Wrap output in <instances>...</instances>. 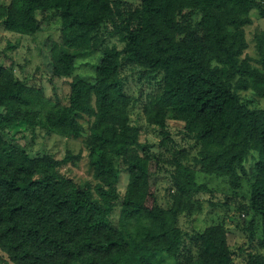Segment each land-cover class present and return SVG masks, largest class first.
<instances>
[{
    "label": "trees",
    "instance_id": "1",
    "mask_svg": "<svg viewBox=\"0 0 264 264\" xmlns=\"http://www.w3.org/2000/svg\"><path fill=\"white\" fill-rule=\"evenodd\" d=\"M137 3L127 9L123 0L0 1V28L6 32L32 36L45 14L59 19L51 74L71 78L67 105L22 80L0 87V252L12 264H164L162 255L175 258L172 264H236L235 256L243 252L228 245L222 221L191 235L181 230L179 217L200 212L197 196L211 189L177 158L169 175L170 202L166 207L157 203L158 159L131 123L135 102L120 76L126 63L161 76L159 92L143 107L147 124L161 136L159 146L176 154L167 122H182L197 148L198 171L225 178L233 197L245 199L235 209L258 219L260 236L253 218L247 248L264 250V109L249 107L239 95L251 91L264 99V30L254 35L257 57L245 54V27L253 11L264 19V0ZM105 25L121 49L102 47L97 32ZM97 51L93 76L73 75L77 61ZM18 127L82 137V146L62 159L31 154L6 137L7 130ZM81 160L89 180L77 182L62 172ZM122 171L128 179L120 196ZM243 180L248 181L247 199L237 196ZM226 206L227 201L221 205ZM245 264H264V255L249 251Z\"/></svg>",
    "mask_w": 264,
    "mask_h": 264
},
{
    "label": "rangeland",
    "instance_id": "2",
    "mask_svg": "<svg viewBox=\"0 0 264 264\" xmlns=\"http://www.w3.org/2000/svg\"><path fill=\"white\" fill-rule=\"evenodd\" d=\"M0 1L7 2L8 0ZM123 2L126 3L127 7L125 8L127 9H134L138 4L137 0H123ZM45 15L47 19L41 23L38 31L32 36L6 32L0 28V64L2 65L0 68V87H12L14 80H22L27 85L40 88L44 97L50 98L60 105H67L71 78H55L51 74V48L54 43H60V21L55 16L49 17L50 13ZM251 20L252 23L245 27L248 43L245 54L251 58H256L254 35L264 30V19H260L257 12L253 11ZM97 33L104 39L102 47L116 46L117 49L122 48V43L118 41L117 36L110 33L109 25H105V28L100 29ZM8 45H14L15 48L8 49ZM98 54L99 51L78 60L73 75L93 76L94 69L92 65L97 61ZM120 76L123 80L125 92L135 102L130 111L131 123L139 128L141 140L148 143L150 151L158 159V178L153 187V195L157 203L166 207L170 202L169 194L173 193V186L169 175L174 169V159L177 158L182 164L195 170L196 180L199 183H203L211 189L210 193H201L197 196L202 204L200 212L191 216L182 214L179 217L178 225L181 230L191 235L209 225L222 221L227 230L228 245L233 250L239 247L243 250L241 255L235 256L236 264H245L249 251L264 255V250H256L255 245L249 249L247 248L249 236L247 226L254 217L243 212L239 213L235 209L239 202L245 203V199L233 197L225 178L203 175L198 171V167L193 162L197 148L194 146L193 140L185 135L182 122L173 120L167 122L169 145L176 154L173 156L159 146L161 136L157 128L147 124L143 107L149 96L159 92L161 76L148 73L129 63L122 64ZM239 95L247 102L249 107L264 109V99L256 96L251 91H240ZM28 133L23 128L18 127L11 131L7 130L6 134L8 135L6 137H13L17 145L31 152V154L47 152L57 159H62L67 151H71L73 154L78 153L82 146V137L72 138L57 134H46L40 128ZM253 162V158L250 157L245 164L248 173ZM62 172L77 182H84L91 178L85 160L77 162L76 165H68ZM119 177L118 193L122 196L127 184L128 174L122 171ZM241 195L246 199L248 198L247 180L242 181V187L238 190L237 196ZM226 197H228V200L225 199ZM209 201L218 205L210 207ZM225 201H227L226 209L221 207ZM118 212L119 208L116 206L113 217L114 222ZM254 225L255 235L258 237L260 236V227L257 218H254ZM184 244H186V247L192 245L189 238H185ZM186 250L187 248L182 249V254L178 260H182L186 256L184 255L187 254ZM193 252L195 253V250ZM160 259L164 264H172L175 258L162 255ZM0 264L12 263L0 252Z\"/></svg>",
    "mask_w": 264,
    "mask_h": 264
}]
</instances>
